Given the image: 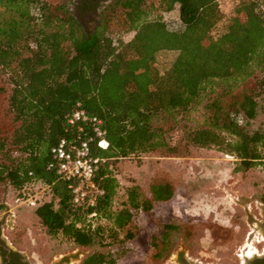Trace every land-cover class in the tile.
<instances>
[{
	"label": "trees",
	"instance_id": "obj_1",
	"mask_svg": "<svg viewBox=\"0 0 264 264\" xmlns=\"http://www.w3.org/2000/svg\"><path fill=\"white\" fill-rule=\"evenodd\" d=\"M110 13L93 28L64 5L48 0H0V71L12 84L11 110L19 125L10 139L0 122V182L22 190L42 180L53 196L36 208L50 235L62 233L79 245L103 235V227L79 224L83 216H106L112 233L130 224L136 212L149 210L139 186L128 188L126 204L111 210L118 181L110 164L143 152L176 153L167 140L166 123L188 114L218 80L235 83L254 77V84L225 106L220 98L207 104L206 125L189 128L186 140L215 147L239 160L247 170L264 167V125L252 127L264 100V0H239L231 21L217 37L211 32L222 18L220 0H114ZM158 11L149 18L152 11ZM177 10V28L163 17ZM121 20L133 36L125 41L110 30ZM175 50L161 73L156 59ZM102 121L107 149L93 144L101 162L95 181L104 190L95 205L73 201L70 182L49 168L51 148L62 137L75 138L68 118L77 108ZM84 136L92 134L85 123ZM156 200L174 195L169 182L151 185ZM57 200V201H56ZM160 236L167 246L172 225ZM163 249L155 253L160 256ZM113 253L95 251L82 264H116Z\"/></svg>",
	"mask_w": 264,
	"mask_h": 264
},
{
	"label": "rangeland",
	"instance_id": "obj_2",
	"mask_svg": "<svg viewBox=\"0 0 264 264\" xmlns=\"http://www.w3.org/2000/svg\"><path fill=\"white\" fill-rule=\"evenodd\" d=\"M48 1L64 5L65 9L73 5V0ZM238 4L239 0L220 1L222 18L216 22L212 37L225 31ZM106 5L101 8L99 18L110 13L112 4ZM157 12L152 11L149 18ZM177 15V10L163 14L170 28L178 27ZM99 18L87 20V28H93ZM110 30L125 41L133 36L121 20L112 23ZM176 55L175 50L158 53L156 67L161 73ZM231 82L218 80L188 114H180L166 123L167 127L174 126L168 129L166 137L171 145H177L176 153L143 152L110 164L118 181L111 205L114 213L126 204L128 188L134 185L139 186L143 199L152 202V208L136 212L128 226L112 233V220L103 215H87L79 224L103 227V235L91 244L79 245L62 233L50 235L36 213L40 204L54 197L48 184L33 179L20 191L3 181L0 182V241L21 251L26 264H82L95 251L115 254L116 264H242L238 252L245 242L250 247V256L255 251V246L252 250L254 237L263 238L257 245L264 246V167L241 169L234 155L215 147L195 146L186 140L187 129L207 124L208 103L220 98L227 106L252 87L254 77ZM11 92L8 74L0 71V122L8 139L19 125L10 107ZM262 104L253 128L264 125V100ZM156 182H169L173 197L156 200L151 190ZM166 224L172 227L164 248L160 236ZM161 249L162 254L156 256Z\"/></svg>",
	"mask_w": 264,
	"mask_h": 264
},
{
	"label": "built area",
	"instance_id": "obj_3",
	"mask_svg": "<svg viewBox=\"0 0 264 264\" xmlns=\"http://www.w3.org/2000/svg\"><path fill=\"white\" fill-rule=\"evenodd\" d=\"M68 122L70 125H77L78 133L73 139L62 137L52 146V160L49 168H57L62 177L70 182L75 204L95 205L98 196L104 192L95 181V175L101 162L106 159L93 152V144L97 140L98 147L107 149L109 141L105 136V130L102 128L101 119L95 115H90L81 107L71 113ZM87 122L92 125V134L89 137L84 136L87 133V126L84 124ZM93 215L96 214L93 213L91 216ZM262 240L263 238L261 239L259 235L253 238L252 242L255 246L253 255L264 250V246L259 247L257 245ZM246 243L240 247L238 252V256L243 262L249 256L247 254L248 249L245 248Z\"/></svg>",
	"mask_w": 264,
	"mask_h": 264
},
{
	"label": "flooded vegetation",
	"instance_id": "obj_4",
	"mask_svg": "<svg viewBox=\"0 0 264 264\" xmlns=\"http://www.w3.org/2000/svg\"><path fill=\"white\" fill-rule=\"evenodd\" d=\"M113 0H73V5L70 8L72 13L75 14L87 27V20L96 21L99 18V13L102 7L111 4ZM100 19V18H99ZM0 264H26L25 255L11 246L7 245L4 241H0ZM195 264V263H183ZM242 264H264V250L259 254L247 256L245 262Z\"/></svg>",
	"mask_w": 264,
	"mask_h": 264
},
{
	"label": "bare ground",
	"instance_id": "obj_5",
	"mask_svg": "<svg viewBox=\"0 0 264 264\" xmlns=\"http://www.w3.org/2000/svg\"><path fill=\"white\" fill-rule=\"evenodd\" d=\"M253 247H254V246H252V250H253ZM245 248H246V249H248V250H247V254L250 256L251 254H249V253H248V252H249V249H250V247H249V248H247V247L245 246ZM254 252H255V251L253 250V253H252V254H254Z\"/></svg>",
	"mask_w": 264,
	"mask_h": 264
}]
</instances>
